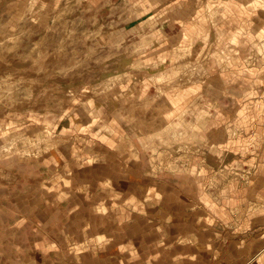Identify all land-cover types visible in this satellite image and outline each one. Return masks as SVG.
I'll use <instances>...</instances> for the list:
<instances>
[{
    "label": "crops",
    "instance_id": "crops-1",
    "mask_svg": "<svg viewBox=\"0 0 264 264\" xmlns=\"http://www.w3.org/2000/svg\"><path fill=\"white\" fill-rule=\"evenodd\" d=\"M122 1L125 24L111 43L124 47L126 65L106 76L107 105L61 121L78 128V150H68L77 196L39 198L29 182L25 192L14 184L10 199L0 185V264L113 263L152 230L149 208L157 239L171 229L174 246L207 249L229 233L264 231V41L247 36L251 67L249 39L237 40L256 31V1ZM232 49L241 64L229 68ZM90 157L100 161L86 164Z\"/></svg>",
    "mask_w": 264,
    "mask_h": 264
},
{
    "label": "rangeland",
    "instance_id": "rangeland-1",
    "mask_svg": "<svg viewBox=\"0 0 264 264\" xmlns=\"http://www.w3.org/2000/svg\"><path fill=\"white\" fill-rule=\"evenodd\" d=\"M254 1L256 31L238 32L237 38L249 39L244 41V51L251 58L245 63L251 67L256 66V47L247 36L264 41V0ZM90 4L91 0H0V185L9 189L5 198H13L14 184L25 192L29 182L39 198L77 196L78 160L69 158L68 150L74 155L78 150V128H63L61 121L76 119L78 109L92 116L100 102L107 105L106 76L126 65L124 47L111 43L121 36L115 37L113 29L125 24L123 1H117L116 9L106 5L98 10ZM234 49L224 66L241 64L233 57L240 50ZM140 53V47H133V54ZM106 108L101 106L102 116L108 115ZM94 160L100 158L84 162ZM79 161L82 166L83 160ZM87 174L93 177L92 171ZM85 192L89 199L99 198L98 192ZM155 211L148 209L152 229L148 235L134 240L127 248L131 253L116 256L110 264H264V231L243 236L229 233L228 238H214L207 249L204 244L185 245V241L174 246L173 238L167 236L171 229L157 239L161 233L153 229ZM166 212L172 219L171 212Z\"/></svg>",
    "mask_w": 264,
    "mask_h": 264
}]
</instances>
